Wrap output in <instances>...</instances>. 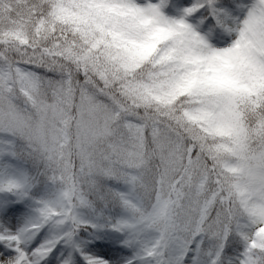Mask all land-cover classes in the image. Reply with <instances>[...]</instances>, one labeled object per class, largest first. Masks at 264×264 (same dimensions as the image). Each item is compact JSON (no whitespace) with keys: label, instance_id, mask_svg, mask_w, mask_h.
Returning a JSON list of instances; mask_svg holds the SVG:
<instances>
[{"label":"snow or ice","instance_id":"obj_1","mask_svg":"<svg viewBox=\"0 0 264 264\" xmlns=\"http://www.w3.org/2000/svg\"><path fill=\"white\" fill-rule=\"evenodd\" d=\"M129 7L162 13L205 57L194 83L210 120L224 110L225 93L243 104L237 157L213 160L187 193L173 189L154 202L123 172L96 183L115 171L107 165L89 170L86 185L69 186L13 120L15 101L25 81L62 86L79 57L115 43L113 30L89 41L104 23L79 29V12L65 0H0V264H264V0H130ZM21 26L32 29L30 39ZM76 29L79 40L68 35ZM54 30L61 42L41 47ZM8 37L18 45L15 58ZM92 67L107 83L103 65Z\"/></svg>","mask_w":264,"mask_h":264},{"label":"trees","instance_id":"obj_2","mask_svg":"<svg viewBox=\"0 0 264 264\" xmlns=\"http://www.w3.org/2000/svg\"><path fill=\"white\" fill-rule=\"evenodd\" d=\"M65 3L79 12V29H96L98 22L104 23V33L94 30L85 39L100 38L111 29L110 38L115 43L100 56L79 57V68L70 65L64 84L55 90L46 84L39 86L42 102L61 107L58 109L62 117L57 125L55 122L60 114L53 119L55 140H50L49 134L46 137L51 128L46 120L50 114L43 120L38 119L36 107L30 104L32 101L21 97L15 105L16 112L27 125L28 129L23 130L26 138L34 142V147L58 175L63 174L69 186L86 185L89 170L107 165L115 171L98 177L96 183H112L116 171L135 175L140 195L154 202L158 194L166 197L173 189L187 193L205 166L209 170L212 168L213 160L227 163L237 157V153L231 154L228 148L221 146L226 136L211 133L197 119L203 108L202 97L198 92L195 94L194 81L199 67L191 57L192 42L174 30L171 21L162 26L142 24L103 6L101 0H78V3L65 0ZM21 27L30 39L32 29ZM79 29L68 35H75L79 40ZM8 39V47L15 58L18 45L12 37ZM60 42L61 35L54 30L40 44L50 47ZM129 49L130 55L135 54L131 56L132 65L125 66L114 54ZM76 51L74 44L73 52ZM95 51L93 49V53ZM95 63L103 65L107 83L97 81L99 73L92 67ZM151 84L171 85L184 93L170 100L149 97L146 90ZM59 89L63 94L56 92ZM68 91L74 95L71 103ZM84 95L92 96L94 105L89 103L91 107L85 110L86 114L79 115L76 106ZM101 108L107 109L110 117L100 113L98 109ZM94 109L96 115H92ZM133 126L144 129L141 143L131 138Z\"/></svg>","mask_w":264,"mask_h":264},{"label":"rangeland","instance_id":"obj_3","mask_svg":"<svg viewBox=\"0 0 264 264\" xmlns=\"http://www.w3.org/2000/svg\"><path fill=\"white\" fill-rule=\"evenodd\" d=\"M98 1V0H94ZM103 6H108L114 11H120L126 15H128L130 18H135L136 21H139L142 24L150 25V26H162L165 24H170V20L164 16L162 13H158L156 15H144L141 12L129 7L130 0H101ZM81 2H85V0H81ZM130 49L126 51H120L119 53L114 54L118 59L122 60L125 66H131L132 60L131 56H133L135 53H131L130 55ZM239 55H243V53H239ZM192 59L195 61V64H198L197 67H201L202 64L205 61V57H203L201 54L192 52L191 53ZM40 86V85H39ZM39 86H34L28 81L24 82V85L19 88L20 97L24 100L28 99L31 100L30 104L32 107H36L37 113H38V119L43 120L48 114H50L46 120H49L51 123L50 130H47L46 137L49 134L50 140H55V129L53 126V119L57 117L58 114V120L55 122V124H58L59 119L62 117V112L59 111L58 108H61L56 103L52 104H45V102H42V98L39 95ZM61 89L56 90L59 94H63L60 92ZM99 92V91H98ZM184 91L182 89H176L172 87L171 85L161 86L159 84H151L150 86H147L146 94L149 97H159L164 98L166 100L174 99L178 95L183 94ZM195 94H197V90L195 91ZM68 98L70 99L69 102L71 103L73 100V92L68 91L67 94ZM82 99L80 98L79 104H77L76 109L79 115H84L85 110L89 109L91 106L89 103H93L92 96L84 95ZM86 101H88V104H85ZM203 102V101H201ZM224 104V110L217 116L216 119L210 120L207 117V114L204 111V107L200 110V112L197 115V119L199 120V123L206 128V130H209L211 133L217 134L218 136L224 137L226 136V139L224 143L221 145L223 148H228V151L231 154H235L236 148L238 146V142L244 135V128L246 127L244 121L240 119V117L237 115L238 112L242 115L243 112V104H240L236 101L234 97L230 93H225L222 101ZM200 103V102H199ZM204 103V102H203ZM98 111L102 114L107 115L110 117L108 110L101 108L98 109ZM96 115L95 109L93 110V114ZM113 115V113H112ZM111 115V116H112ZM13 120H19V122L23 125V130L28 129L27 125L22 117L18 115V113L15 112L12 114ZM81 122V121H80ZM130 128V127H129ZM143 127L141 126H133L131 131L132 140L135 141V139H139L141 143L142 137H143ZM226 144V145H225ZM132 177L135 178V175H132Z\"/></svg>","mask_w":264,"mask_h":264}]
</instances>
